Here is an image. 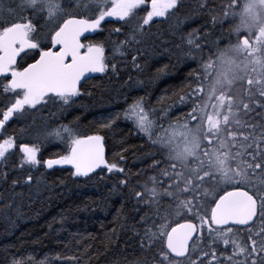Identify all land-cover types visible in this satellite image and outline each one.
Segmentation results:
<instances>
[{"label": "trees", "instance_id": "trees-1", "mask_svg": "<svg viewBox=\"0 0 264 264\" xmlns=\"http://www.w3.org/2000/svg\"><path fill=\"white\" fill-rule=\"evenodd\" d=\"M15 1L0 0V34L21 23L38 45L37 50L21 56L17 63L21 70L38 56L39 49L51 47L54 32L66 19L97 20L115 0H29L28 5L46 9L43 25L34 16L30 20L32 15H15ZM177 1L173 12L153 21L148 29L142 28V12L124 21L103 18L98 32L86 40L105 52L102 73L85 81L74 95L48 96L46 102L25 107L6 120L0 142L9 138L16 148L0 158V264H164L165 257L169 260L164 247L166 231L181 220H202L209 204L197 194L180 190L176 180H192L179 178L189 176L182 161H172L169 147L158 135L149 137L135 124L130 117L133 108H141L142 114L149 113L156 121L167 117L170 124L190 120L193 125L199 109L195 103L207 96L213 104H225L220 114L239 109L249 128L264 135V76L255 77L252 61L248 64L251 73L240 77L242 82L237 84L243 96L237 94L228 101H219L217 86L208 82L206 75L205 85L196 75L199 65L193 58L197 51L207 55L235 41L222 20L225 0H205V5L195 0ZM235 2L230 3L229 11L239 22L236 13L240 5ZM189 32L198 34L197 43L185 42ZM252 51L254 60L261 55V45ZM6 80L0 78V120L16 95L5 89ZM214 118L206 112L202 118L203 146L219 155L222 136L216 137L215 131L220 119ZM210 119L219 124L211 126ZM91 135L103 140L107 165L85 175L71 168L66 157L73 141ZM225 138L235 143L236 150L243 135L228 132ZM202 139L191 137V146L199 147ZM208 139L215 147L207 146ZM21 144L35 147L33 160L25 158ZM252 158L251 153H243L239 170L227 172L223 178L231 184L215 193L250 186L262 194L256 227L250 235L244 230L237 232L246 239L254 237L257 228L264 235V154L250 167ZM51 159L55 164L46 166ZM215 232L210 230L209 235ZM202 233L187 258L197 259L204 251L198 258L201 264H236L222 257L219 243L208 242L209 235L200 241ZM261 261L256 259V264Z\"/></svg>", "mask_w": 264, "mask_h": 264}, {"label": "rangeland", "instance_id": "rangeland-1", "mask_svg": "<svg viewBox=\"0 0 264 264\" xmlns=\"http://www.w3.org/2000/svg\"><path fill=\"white\" fill-rule=\"evenodd\" d=\"M44 1V0H40ZM137 0H117V3L112 7V3L107 6H109V11L105 15L108 19H121L119 15H117L118 10L121 7L125 8V13L123 18L127 17L129 14V11L131 10V7L135 4ZM196 2H201L203 5H205V0H195ZM209 1V0H208ZM221 2V0H219ZM29 0H16L15 4L17 5V10L15 12V15L20 16H29L32 15V18L30 20L33 21L36 17L41 22V25L44 24L43 20L45 19V8L36 6V5H28ZM175 6L178 2L177 0H174ZM235 2V0H225V3L223 6V15L222 20L226 24L227 32H229L228 35H230L232 38L236 41V46L239 48V50L233 51L232 48L235 44V41L233 44L228 45L226 48H215L213 51L208 52L207 55L205 53H201V51H197L194 55L193 60L195 62H198L199 69L197 71V78L202 80L203 85H205V75L206 78H208V82H213L216 84L217 88V96L219 101H228L227 98L235 97L237 94H239V97H242L243 95H240L239 86L237 87V84L239 81H241L240 77L245 78L250 73L251 70L249 68V63L252 61L255 64V77L260 78L261 76H264V40H262L261 45V55L258 56L256 59L252 60V53L251 52V58L243 60L244 55L242 54L243 51H249L246 50L244 47L240 45L239 37L240 35L236 34L238 31L241 30H248L250 31L252 27L257 28L264 27V0H240L237 4L241 5L238 14L236 17L239 19V23L234 19L232 15H230V3ZM144 3V2H143ZM140 4L136 11L139 10L142 6L146 7V5ZM89 4V3H88ZM85 7V9H88L89 5ZM77 5V4H76ZM106 6V4H105ZM61 7V6H60ZM180 7V5H179ZM173 8V9H174ZM62 9V7H61ZM202 9V7H201ZM30 10V12H28ZM135 11V12H136ZM90 12H93L91 10ZM140 12V11H139ZM173 12V11H170ZM169 12V13H170ZM147 14V11H145V14H143V20L141 23L144 25L142 28H149V25L144 21V16ZM103 17H100L102 19ZM162 17L161 19H163ZM186 24L185 22L183 25ZM29 32V31H28ZM192 34V35H190ZM187 39L185 40L188 44H193L196 40H198V34L189 32L187 36H185ZM251 41V39H249ZM197 43V41H196ZM195 43V44H196ZM255 44V42H254ZM17 48L21 49L23 52L35 49V44L30 41V37L28 34L26 35L23 30V36L20 39L19 43L16 45ZM86 50H92L96 49L99 52V66L100 70L102 69V60H103V50L98 46H85ZM0 51H2V48L0 46ZM243 60V61H242ZM210 67L213 69L211 70ZM260 67V68H259ZM21 71L17 68H12L9 71L8 75V82L5 85V89L11 91L12 93H18L20 96L15 97L11 104L9 103L7 108L10 105L14 104V108H18L19 106V99L25 100L26 103L31 102L32 105L38 104L41 102H46L47 94L40 93L37 88L32 86H26L22 85L19 76ZM254 78V83L257 82V79ZM216 82V83H215ZM242 82V81H241ZM206 87L208 88V85L206 84ZM206 89V88H205ZM207 90V89H206ZM9 94V93H8ZM247 96V94H245ZM248 97V96H247ZM205 101V102H204ZM197 104V107L199 109H196L195 113L198 117L197 120L194 121L193 125L190 124V120H182V121H176L173 124H170L169 118L165 117L164 119H159L156 121L155 116H149V113L142 114L141 108H133L131 109L132 113L130 117L134 119L135 124L144 131L145 134L150 136H153V133H156L162 141V143L169 147L168 151L170 152V158L175 163H180V160L182 161L183 170L185 173L187 172L189 177L193 179L191 187L189 189L190 192H198L199 198L202 202H205V197H210V200L213 196L216 194V190L224 189L226 186L231 184L230 179H223L226 177L227 172L234 173L235 170H239L238 165H241V156L243 153H251L253 155V158L250 160V167L253 164H256L257 160L264 154V135L259 130H253L250 129L248 124H246V118L242 111L239 109L233 108L232 111L228 113L220 114L222 111L221 104H213L211 101V98H207V96H203L202 99H199V102L195 103ZM193 105V104H192ZM202 109H205V112L209 115H213L216 118L220 119V126L215 131L216 137L222 136V147L219 149V155H216L213 151H206L205 154L199 150V147L202 150H205V146H203V143L205 142V128L202 124V118L204 116V112H201ZM7 111L5 112V114ZM4 114V115H5ZM10 116V118H13V115ZM220 114V115H219ZM149 117V118H148ZM151 117V118H150ZM3 120H8L9 118L6 116H2ZM208 123H211V126H216V121L214 119H210ZM228 132H233L238 134H242L243 138L239 140V146H236V150L233 148L234 142L227 141L225 138V135ZM191 137L194 138H204L199 141L200 145L199 147L194 145L193 149L191 150V156L193 163H196L198 167L201 169V176L202 181H199V183L205 181V187L204 184L201 186L197 184V178L198 173L194 170H191V165H187L188 160L187 157L184 155H180L178 153H173L174 146L180 148H190L191 145ZM73 139L70 141L72 142ZM76 141V140H75ZM73 141V143H75ZM216 142V141H215ZM159 143V142H158ZM161 143V142H160ZM202 143V144H201ZM74 145V144H73ZM8 146V145H7ZM207 146L210 148L215 147L214 142L211 139H208ZM6 145H4L2 149H5ZM26 152L25 158L28 157V154H34L36 151L34 146H30ZM72 147V146H71ZM70 147V148H71ZM218 150V149H217ZM69 155V154H68ZM180 159V160H178ZM219 164V167L217 169H213V165ZM195 165V164H194ZM193 165V166H194ZM189 167V168H188ZM181 176V175H180ZM211 177L215 180L214 184L211 182ZM211 182V185L209 186L208 183ZM176 182H179V180H176ZM257 197L262 196V194H255ZM209 200V202H210ZM208 205V203H206ZM203 233L200 235V241L205 238V235H209V231H206L205 228L202 226ZM261 228H257L254 232V237L246 239L242 233L234 232L233 230H218L215 232L214 236L209 235V241L212 244H220V247L218 248L221 255L223 253V258H228L230 261L235 262L236 264H256V259L258 261H261L260 258H262V261L260 264H264V255H263V245H264V235L261 232ZM247 235H250L249 231H245ZM221 234V235H220ZM232 235V236H231ZM227 241V242H226ZM193 249V247L191 248ZM215 247H210L209 250H213ZM228 249V251H227ZM259 250V253L262 255L257 256V252ZM195 254V252H193ZM202 254H205L204 251L201 253L199 252L196 258L197 259H190L187 258L184 260L185 262H188V264H191L192 261H194L192 264L199 262ZM185 262L176 261V260H167L166 257L164 258V264H184ZM201 264V263H200ZM202 264H205L202 263Z\"/></svg>", "mask_w": 264, "mask_h": 264}, {"label": "water", "instance_id": "water-1", "mask_svg": "<svg viewBox=\"0 0 264 264\" xmlns=\"http://www.w3.org/2000/svg\"><path fill=\"white\" fill-rule=\"evenodd\" d=\"M98 25V22L84 19L68 20L55 35L54 40L59 50L41 54L24 70L20 80L27 85L39 87L41 91L56 95L76 91L85 80L98 73L94 62L96 51L79 55L81 40L94 35ZM20 36L21 28L15 27L7 31L1 40L6 51L0 55V77L7 73V69L11 68L19 57L20 51L11 45ZM242 43L247 45L248 42L242 39ZM104 161V145L96 136L80 140L71 151L70 164L80 172L92 173L99 169ZM256 216L257 202L254 197L245 190L236 189L223 193L216 200L211 211V222L219 227L246 228L255 221ZM196 234L197 227L192 222L174 225L165 237L168 253L174 258L185 257Z\"/></svg>", "mask_w": 264, "mask_h": 264}, {"label": "flooded vegetation", "instance_id": "flooded-vegetation-1", "mask_svg": "<svg viewBox=\"0 0 264 264\" xmlns=\"http://www.w3.org/2000/svg\"><path fill=\"white\" fill-rule=\"evenodd\" d=\"M148 2H149V0H144V4L143 5H146L147 7H144V6H142L141 8H139V9H141V12H143V13H145V11L147 10V17L149 18V19H147V17L146 18H144V21L148 24V25H150L153 21H159V20H161V18L162 17H158V18H154L158 13H164V11H162V10H158V9H154L153 11H150V9H149V7H148ZM148 8V9H147ZM135 13V12H134ZM134 13L132 14V16H131V19L133 18V15H134ZM155 19V20H152V19ZM91 78V77H90ZM8 113V112H7ZM12 114L13 113H11L10 114V116H12Z\"/></svg>", "mask_w": 264, "mask_h": 264}, {"label": "bare ground", "instance_id": "bare-ground-1", "mask_svg": "<svg viewBox=\"0 0 264 264\" xmlns=\"http://www.w3.org/2000/svg\"><path fill=\"white\" fill-rule=\"evenodd\" d=\"M144 4V3H143ZM139 11L141 12V9H139L138 11H136L135 13H134V15H133V17L136 15V14H138L139 13ZM147 11V10H146ZM143 13V12H142ZM143 14H145V13H143ZM99 20H100V18H99ZM176 25V24H175ZM184 26V25H183ZM147 29V28H146ZM142 30V29H141ZM184 32V31H183ZM180 33V32H179ZM194 33V32H193ZM144 35V34H143ZM145 36V35H144ZM95 77V76H94ZM5 79V78H4ZM8 103V102H7ZM6 103V104H7ZM137 103V102H136ZM135 103V104H136ZM132 105V104H131ZM134 105V104H133ZM137 105H138V103H137ZM41 106V105H40ZM136 107H138V106H136ZM139 108V107H138ZM143 109V108H142ZM11 114V113H10ZM155 114V113H154ZM153 117V116H152ZM5 122H6V119L5 120H0V125L2 126V128H4L5 127ZM26 133V132H25ZM27 134V133H26ZM55 134H57V133H55ZM92 136V135H91ZM13 137V136H12ZM87 137H90V136H87ZM87 137H84V138H82V139H85V138H87ZM18 160V159H17ZM107 160V159H106ZM18 162V161H17ZM55 164V162H53V163H51L50 164V166H53ZM57 165V164H56ZM1 166V165H0ZM77 171V170H76ZM79 173H81V174H91V173H86V172H80V171H78ZM236 189H240V188H233V189H230V190H227V191H224L223 193H226V192H228V191H231V190H236ZM222 193V194H223ZM191 252V251H190ZM190 252L188 253V255L185 257V258H183V259H186L188 256H189V254H190ZM174 260V259H173ZM182 260V259H181ZM177 261V260H176Z\"/></svg>", "mask_w": 264, "mask_h": 264}]
</instances>
